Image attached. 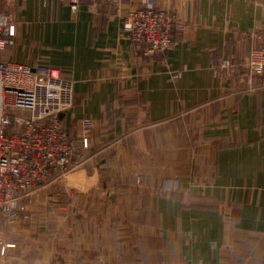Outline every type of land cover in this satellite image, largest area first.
Returning a JSON list of instances; mask_svg holds the SVG:
<instances>
[{
	"label": "crops",
	"instance_id": "0c3cea01",
	"mask_svg": "<svg viewBox=\"0 0 264 264\" xmlns=\"http://www.w3.org/2000/svg\"><path fill=\"white\" fill-rule=\"evenodd\" d=\"M152 2L183 30L148 57L124 29L130 2H84L76 15L65 0L0 2L16 26L1 58L60 69L74 84L70 131L96 124L60 202L51 187L32 196L30 221L1 223L14 244L5 264H264V77L236 90L264 0ZM228 56L234 81L215 74Z\"/></svg>",
	"mask_w": 264,
	"mask_h": 264
},
{
	"label": "built area",
	"instance_id": "2783aa9c",
	"mask_svg": "<svg viewBox=\"0 0 264 264\" xmlns=\"http://www.w3.org/2000/svg\"><path fill=\"white\" fill-rule=\"evenodd\" d=\"M123 1L133 5L125 12L124 29L138 46L146 45V56L164 53L177 44L170 17L152 0H65L73 15L84 2ZM15 36L14 22L0 7V213L9 210L12 215L20 209L17 200L66 170L89 149L96 125L91 118H83L79 132L70 133L64 118L74 104V84L60 69L1 58L15 43ZM259 37L260 43L250 50L245 63L250 81L246 80L254 88V79L264 76V31ZM238 65L235 56L221 59L215 74L229 78Z\"/></svg>",
	"mask_w": 264,
	"mask_h": 264
},
{
	"label": "rangeland",
	"instance_id": "374dc122",
	"mask_svg": "<svg viewBox=\"0 0 264 264\" xmlns=\"http://www.w3.org/2000/svg\"><path fill=\"white\" fill-rule=\"evenodd\" d=\"M163 11H165V10H163ZM165 12L168 14V16L171 19L172 18L170 16L171 14H169L167 11H165ZM171 21H172V19H171ZM174 26H175V30H177V29L178 30H183L182 26L175 25L172 22V34H173V31H174ZM173 38L175 39L174 35H173ZM175 40L177 41V39H175ZM132 42L134 44V47L138 46L133 40H132ZM177 44H178V41H177ZM139 47L141 49L145 50L146 45L145 44L139 45ZM168 51H166V52H164L162 54H166ZM248 55H247V57H248ZM228 57H230V56H228ZM222 59H224V58H222ZM244 69L245 70L237 78V79H239L238 80L239 84H238V87H237L236 90H237V93H239V94H241L243 92H249V91L255 90L254 87L252 86V83L248 82V81H250L249 78H248V70L246 68H244ZM237 71H238V69L235 70L234 72H232L229 78H224L223 79V78H220L219 76H217V77L220 80H224V81L225 80L231 81L232 79L234 81L235 75L237 76V74H236ZM178 75L179 74H175L174 77H177ZM246 77H247L248 81L246 80ZM262 77H264V76H262ZM253 83H254V81H253ZM74 102H75V94H74ZM81 121L82 120H80V126H79L77 132H79V130H80ZM68 129H69V127H68ZM69 131H70V129H69ZM77 132H71L70 131L71 134H76ZM90 140H91V136H90ZM89 158H90V147H89V149L83 150L81 155L79 157H77L76 160L66 170L56 174L54 176V178H52L51 180L43 183L41 186H38L37 188H35L31 192H29L27 195H24L19 200H17L18 202L16 204H18V208H20V209H18L15 212L14 215H12V213L9 210H5V211L1 212L0 213V225H1L2 222H5V223L7 222L8 224H11V225L14 226V224H17L18 222H22L23 221V223H27L28 221H30V216L28 217L26 206L29 205L28 207L31 208V209H32L33 205H34V207L36 206V204H35L36 202L34 200L31 201L32 196L34 195L35 198H41V197H39L40 193H42L41 191L50 190L51 187H54V189H52L48 194H51L49 196H51L53 200H57V204H58V201L60 202V198H61L60 195H59V191H60V188H61V186L63 184V183H61L60 180L62 178H64V176L72 173L74 170H77V168L82 166ZM143 181L144 180H143V176L142 175L138 174V175L135 176V185L141 186V185H143ZM165 189L168 190V191L176 192V191L179 190V187L177 186V184H174V186L171 187L169 184L166 183L165 184ZM35 198H33V199H35ZM30 213H31V211H30ZM13 246H14V244H12V242H8L6 240L5 232L3 231V229L1 230V227H0V264H5L6 263V260H7V258L10 255V249L13 248ZM2 247L5 248V253L4 254H1ZM234 264H251V263L248 262L245 258H243V260L241 262H235Z\"/></svg>",
	"mask_w": 264,
	"mask_h": 264
}]
</instances>
